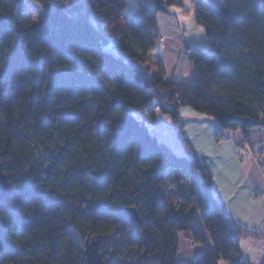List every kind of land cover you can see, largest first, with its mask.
Returning a JSON list of instances; mask_svg holds the SVG:
<instances>
[{"label": "trees", "instance_id": "1", "mask_svg": "<svg viewBox=\"0 0 264 264\" xmlns=\"http://www.w3.org/2000/svg\"><path fill=\"white\" fill-rule=\"evenodd\" d=\"M36 1L33 19L28 0H0V161L14 187L0 264H85L97 236L109 264H178L182 232L205 246L195 264H243L244 231L208 167L146 120L158 107L179 122L188 107L225 129L264 127V0H197L209 49L186 50L189 87L150 68L162 64L157 11L183 0L141 1L129 18L127 0Z\"/></svg>", "mask_w": 264, "mask_h": 264}, {"label": "crops", "instance_id": "2", "mask_svg": "<svg viewBox=\"0 0 264 264\" xmlns=\"http://www.w3.org/2000/svg\"><path fill=\"white\" fill-rule=\"evenodd\" d=\"M141 1L157 8L154 0H127L132 10L128 14L124 11V15L131 16ZM157 20L158 32L164 37L160 44L162 64L151 63V72L189 87L194 81V65L186 50L192 46L209 49L206 29L196 20V6L192 5V0H183L167 12L157 11ZM146 122L173 152L187 158L198 157L208 167L213 175L214 196L244 231L240 239L241 262L263 264L264 156L262 163L255 156L241 162L238 154L250 151L253 145L264 146V127L250 129L247 133L240 128L225 129L216 119L188 107L181 110L179 122L160 111L155 123ZM204 249L203 244L192 241L190 233L182 232L178 264H195Z\"/></svg>", "mask_w": 264, "mask_h": 264}, {"label": "water", "instance_id": "3", "mask_svg": "<svg viewBox=\"0 0 264 264\" xmlns=\"http://www.w3.org/2000/svg\"><path fill=\"white\" fill-rule=\"evenodd\" d=\"M13 193L14 187L10 182L9 176L4 171L3 163L0 161V201H9ZM124 212L129 220L138 223L142 222L136 208L128 207ZM83 260L85 264H109L102 252V239L100 236L85 241Z\"/></svg>", "mask_w": 264, "mask_h": 264}, {"label": "rangeland", "instance_id": "4", "mask_svg": "<svg viewBox=\"0 0 264 264\" xmlns=\"http://www.w3.org/2000/svg\"><path fill=\"white\" fill-rule=\"evenodd\" d=\"M134 1L136 2L137 0H133V2ZM192 5L196 6V4H193V3H192ZM218 6H219L220 9H223L224 8V0H218ZM131 8L132 7L128 4L127 7H126V9H125V11H126L127 14H128V12L130 10H132ZM27 9H28V12L31 13V15L34 16L35 19H37L40 16V13H41V10H42V5L38 1H36V0H28ZM125 16L127 18L130 17L129 15H125ZM156 110L157 111H160L158 107H156ZM133 114L135 116H138L139 117L140 116V111L134 110L133 111Z\"/></svg>", "mask_w": 264, "mask_h": 264}, {"label": "built area", "instance_id": "5", "mask_svg": "<svg viewBox=\"0 0 264 264\" xmlns=\"http://www.w3.org/2000/svg\"><path fill=\"white\" fill-rule=\"evenodd\" d=\"M192 3L197 5L198 1L192 0ZM159 39H160V42L163 43L164 37L160 36ZM251 156L257 157L260 163H262L263 156H264V146L263 145H253L250 151L248 150V151L238 154V157L241 162L246 161Z\"/></svg>", "mask_w": 264, "mask_h": 264}, {"label": "snow or ice", "instance_id": "6", "mask_svg": "<svg viewBox=\"0 0 264 264\" xmlns=\"http://www.w3.org/2000/svg\"><path fill=\"white\" fill-rule=\"evenodd\" d=\"M33 19H35V17H33Z\"/></svg>", "mask_w": 264, "mask_h": 264}]
</instances>
